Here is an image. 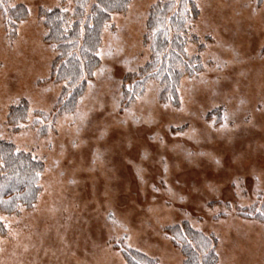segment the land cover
Here are the masks:
<instances>
[{
    "label": "rangeland",
    "instance_id": "rangeland-1",
    "mask_svg": "<svg viewBox=\"0 0 264 264\" xmlns=\"http://www.w3.org/2000/svg\"><path fill=\"white\" fill-rule=\"evenodd\" d=\"M157 1L129 0L112 16L101 66L68 113L42 40L41 10L60 0L10 1L28 15L12 37L0 23V140L42 174L30 207L0 213V264H125L123 246L183 264L171 232L184 229L215 239L217 264H264V5L198 0L188 33L202 48L185 51L200 55L199 73L181 79L175 105L148 81L122 106V78L149 57L143 34ZM21 100L27 120L13 130L6 116Z\"/></svg>",
    "mask_w": 264,
    "mask_h": 264
},
{
    "label": "trees",
    "instance_id": "trees-1",
    "mask_svg": "<svg viewBox=\"0 0 264 264\" xmlns=\"http://www.w3.org/2000/svg\"><path fill=\"white\" fill-rule=\"evenodd\" d=\"M10 1L0 0V23L7 36L12 37L17 26L27 18L28 11L22 4L11 6ZM66 1L72 5L70 12L63 10ZM60 2L61 7L41 10L42 40L56 53L51 63L50 80L64 84L59 107L68 113L75 109L88 82L101 66L99 50L104 29L111 23L113 15L126 11L129 0ZM197 2L158 0L149 7L143 34V44L149 51V57L143 66L122 78V106L140 97L148 81L157 84L160 90L158 98L162 102L175 105L181 79L192 78L199 73L200 55H188L185 51L188 43L202 48L198 44V36L188 33L199 16ZM255 3L264 5V0H255ZM27 114L28 105L21 100L9 107L6 122L13 130H18L26 122ZM41 174L42 164L38 160L17 150L10 141L0 140V213L12 214L21 207H30L37 199ZM3 233L4 227L0 222V235ZM171 234L175 246L184 253L183 264H217L215 239L210 235L185 229ZM119 251L124 255L125 264H157L133 248L123 246Z\"/></svg>",
    "mask_w": 264,
    "mask_h": 264
},
{
    "label": "snow or ice",
    "instance_id": "snow-or-ice-1",
    "mask_svg": "<svg viewBox=\"0 0 264 264\" xmlns=\"http://www.w3.org/2000/svg\"><path fill=\"white\" fill-rule=\"evenodd\" d=\"M224 119H225V121L228 120V116H227V114L225 115ZM223 126H226V125H222V127H223Z\"/></svg>",
    "mask_w": 264,
    "mask_h": 264
}]
</instances>
